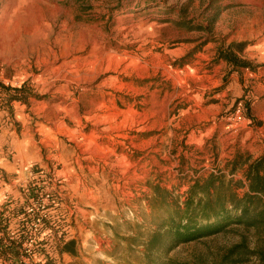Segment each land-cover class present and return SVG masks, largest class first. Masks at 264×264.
<instances>
[{
  "label": "rangeland",
  "instance_id": "rangeland-1",
  "mask_svg": "<svg viewBox=\"0 0 264 264\" xmlns=\"http://www.w3.org/2000/svg\"><path fill=\"white\" fill-rule=\"evenodd\" d=\"M232 43L253 69L218 61ZM0 86L29 94L0 109L55 198L34 264H142L155 186L185 200L238 154L264 155V0H0ZM240 102L252 117L227 129ZM255 236L234 227L165 258L258 264L225 261ZM70 240L78 254L61 257Z\"/></svg>",
  "mask_w": 264,
  "mask_h": 264
},
{
  "label": "trees",
  "instance_id": "trees-1",
  "mask_svg": "<svg viewBox=\"0 0 264 264\" xmlns=\"http://www.w3.org/2000/svg\"><path fill=\"white\" fill-rule=\"evenodd\" d=\"M244 48L245 44L238 43L221 47L218 61H224L235 71L253 69L252 62L240 55ZM28 96L24 88L0 86V106L3 105L1 101L10 104L26 101ZM246 107L244 114L251 119V110L248 105ZM239 173L243 178L237 179ZM240 190L245 191L240 193ZM150 205L155 215L151 221L155 229L142 244L148 251L142 264H170L165 257L178 247L220 235L234 227L253 231L255 246L250 249L246 242H242L230 251L225 261H232L235 255L240 253L241 256L243 251H248L259 260L258 264H264V155L253 159L251 155L238 154L226 169L198 179L185 200L155 186ZM9 212H5L6 217L0 214V264H29L24 261L23 250L29 218L23 213L22 206ZM17 218L19 223L16 225L13 222ZM49 224V221L45 222L41 233L51 228ZM13 229L15 237L11 238ZM60 253L76 256V240L68 241ZM36 263L56 262L45 259Z\"/></svg>",
  "mask_w": 264,
  "mask_h": 264
},
{
  "label": "crops",
  "instance_id": "crops-1",
  "mask_svg": "<svg viewBox=\"0 0 264 264\" xmlns=\"http://www.w3.org/2000/svg\"><path fill=\"white\" fill-rule=\"evenodd\" d=\"M20 102L13 101L12 105L16 109ZM6 110L0 109V173L2 179L0 180V194L8 192L11 195L12 203H3L1 210L3 215L6 217V213L21 207L23 205V195L26 192V188L35 186L37 178L28 177L27 172L24 170L27 162L22 158L23 147L27 144L22 142L17 136V127L14 125L15 120L7 117L8 113ZM15 128V129H14ZM27 149V148H26ZM27 169V168H26ZM63 240H59L61 243ZM58 251V250H57ZM68 254H61V257H65Z\"/></svg>",
  "mask_w": 264,
  "mask_h": 264
},
{
  "label": "built area",
  "instance_id": "built-area-1",
  "mask_svg": "<svg viewBox=\"0 0 264 264\" xmlns=\"http://www.w3.org/2000/svg\"><path fill=\"white\" fill-rule=\"evenodd\" d=\"M243 122H245L244 106L243 103L240 102L237 104L234 113L228 119L227 129L236 131ZM26 172L28 177L35 179L37 178L34 170L26 169ZM1 176L2 175L0 174V180L2 179ZM33 188L35 195H32L30 191V194L27 197L28 200L24 205H22L23 213L29 218V221L27 222L28 235L23 244V250L25 253L24 261L29 264H34V261L39 257L36 249L39 243V238H41L43 235L41 230L45 222L50 219V215L55 204L54 195L51 193L48 187H42L39 183V180L38 183L33 186ZM3 203H12L11 195L8 192H3L0 194V214L3 213L1 210ZM13 223L17 225L19 223L18 218ZM15 232L16 231L13 229L11 232V238L15 237ZM46 256L47 255H43L42 257L40 256V260L45 259L44 257Z\"/></svg>",
  "mask_w": 264,
  "mask_h": 264
}]
</instances>
